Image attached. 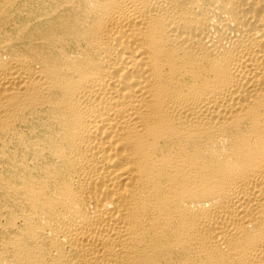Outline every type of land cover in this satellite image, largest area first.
<instances>
[{
    "label": "bare ground",
    "instance_id": "1",
    "mask_svg": "<svg viewBox=\"0 0 264 264\" xmlns=\"http://www.w3.org/2000/svg\"><path fill=\"white\" fill-rule=\"evenodd\" d=\"M0 264H264V0H0Z\"/></svg>",
    "mask_w": 264,
    "mask_h": 264
}]
</instances>
